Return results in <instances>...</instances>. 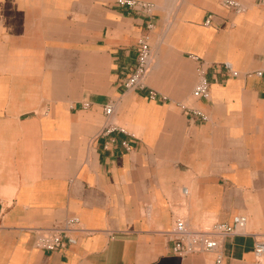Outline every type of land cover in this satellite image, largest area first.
I'll return each instance as SVG.
<instances>
[{
	"label": "crops",
	"instance_id": "obj_1",
	"mask_svg": "<svg viewBox=\"0 0 264 264\" xmlns=\"http://www.w3.org/2000/svg\"><path fill=\"white\" fill-rule=\"evenodd\" d=\"M117 1L0 0V264H214L174 252L175 223L236 217L248 234L221 254L264 264V5ZM143 37L145 88L128 90ZM70 220L76 244L38 245Z\"/></svg>",
	"mask_w": 264,
	"mask_h": 264
},
{
	"label": "built area",
	"instance_id": "obj_2",
	"mask_svg": "<svg viewBox=\"0 0 264 264\" xmlns=\"http://www.w3.org/2000/svg\"><path fill=\"white\" fill-rule=\"evenodd\" d=\"M264 5V0H261ZM117 4L121 7H128L150 13L151 5L136 2L134 0H118ZM222 5L233 12L241 13L242 5L237 0H223ZM210 21L206 22L209 25ZM153 27V23L148 24V29ZM137 55V65L131 74L124 80V86L128 90H136L145 88V78L150 70L152 58V49L148 38L143 37L139 41ZM225 69L231 76H237L238 73L233 70L231 64L226 63ZM196 98L208 99L210 96V85L208 81L202 78L199 85L194 90ZM151 97H155V93H150ZM113 107L110 105L106 108V114L111 115ZM206 119L201 114H198ZM78 220L65 221L56 224L51 228L40 232V241L38 245L48 251H60L68 246H72L78 241V234L83 231L79 228ZM173 234L176 243L173 248L176 254L187 256L196 253H214L216 255L214 264H228L225 257L221 254V248L224 240L228 237L247 235L246 219L236 217L232 224L216 223L206 228H190L185 220H177L174 226ZM257 256L264 255V241H258L255 246Z\"/></svg>",
	"mask_w": 264,
	"mask_h": 264
}]
</instances>
